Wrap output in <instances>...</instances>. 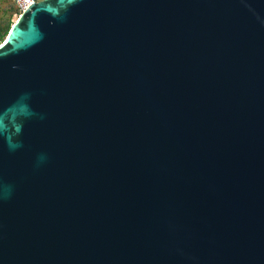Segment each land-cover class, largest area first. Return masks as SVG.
Segmentation results:
<instances>
[{
	"label": "water",
	"instance_id": "water-1",
	"mask_svg": "<svg viewBox=\"0 0 264 264\" xmlns=\"http://www.w3.org/2000/svg\"><path fill=\"white\" fill-rule=\"evenodd\" d=\"M0 264H264V0H37L0 45Z\"/></svg>",
	"mask_w": 264,
	"mask_h": 264
},
{
	"label": "rangeland",
	"instance_id": "rangeland-1",
	"mask_svg": "<svg viewBox=\"0 0 264 264\" xmlns=\"http://www.w3.org/2000/svg\"><path fill=\"white\" fill-rule=\"evenodd\" d=\"M20 14L14 0H0V45L5 41Z\"/></svg>",
	"mask_w": 264,
	"mask_h": 264
},
{
	"label": "built area",
	"instance_id": "built-area-1",
	"mask_svg": "<svg viewBox=\"0 0 264 264\" xmlns=\"http://www.w3.org/2000/svg\"><path fill=\"white\" fill-rule=\"evenodd\" d=\"M37 0H14L15 5L19 13H22L27 7L33 4Z\"/></svg>",
	"mask_w": 264,
	"mask_h": 264
}]
</instances>
